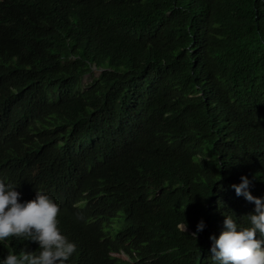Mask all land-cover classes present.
<instances>
[{
    "label": "trees",
    "instance_id": "1",
    "mask_svg": "<svg viewBox=\"0 0 264 264\" xmlns=\"http://www.w3.org/2000/svg\"><path fill=\"white\" fill-rule=\"evenodd\" d=\"M241 176L264 197V0H0V179L60 205L67 264H216Z\"/></svg>",
    "mask_w": 264,
    "mask_h": 264
},
{
    "label": "clouds",
    "instance_id": "2",
    "mask_svg": "<svg viewBox=\"0 0 264 264\" xmlns=\"http://www.w3.org/2000/svg\"><path fill=\"white\" fill-rule=\"evenodd\" d=\"M251 181L241 176L240 182L232 184L237 196L254 204L253 212L246 217L248 226H242L235 214L224 215L220 234L210 236V253L216 264H264V197L252 195ZM18 186L0 179V241L15 237L38 244V251L27 248L17 252L10 248L0 256V264H67L77 251L76 242L60 229V205L46 192L36 190L28 200L21 199ZM236 217V216H235ZM78 219L84 216L79 214ZM183 232L187 222L181 224ZM206 227L201 219L192 237Z\"/></svg>",
    "mask_w": 264,
    "mask_h": 264
},
{
    "label": "rangeland",
    "instance_id": "3",
    "mask_svg": "<svg viewBox=\"0 0 264 264\" xmlns=\"http://www.w3.org/2000/svg\"><path fill=\"white\" fill-rule=\"evenodd\" d=\"M98 74H99V71H98L97 69H95V68H93V69L91 70L90 73L86 74V75L82 78V82H81V84H82V88H86V87L90 84V82H91L95 77L98 76Z\"/></svg>",
    "mask_w": 264,
    "mask_h": 264
},
{
    "label": "water",
    "instance_id": "4",
    "mask_svg": "<svg viewBox=\"0 0 264 264\" xmlns=\"http://www.w3.org/2000/svg\"><path fill=\"white\" fill-rule=\"evenodd\" d=\"M99 71V73L101 72V69H97ZM182 228V227H181Z\"/></svg>",
    "mask_w": 264,
    "mask_h": 264
}]
</instances>
